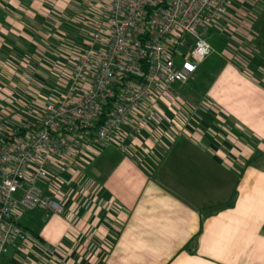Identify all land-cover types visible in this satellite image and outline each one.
Masks as SVG:
<instances>
[{"label": "crops", "instance_id": "crops-1", "mask_svg": "<svg viewBox=\"0 0 264 264\" xmlns=\"http://www.w3.org/2000/svg\"><path fill=\"white\" fill-rule=\"evenodd\" d=\"M226 24L206 103L158 95L125 154L102 149L90 185V159L67 174L64 214L20 226L31 239L0 264H264V0H238ZM98 25L77 0H0V137L59 101Z\"/></svg>", "mask_w": 264, "mask_h": 264}, {"label": "built area", "instance_id": "built-area-1", "mask_svg": "<svg viewBox=\"0 0 264 264\" xmlns=\"http://www.w3.org/2000/svg\"><path fill=\"white\" fill-rule=\"evenodd\" d=\"M237 1L109 0L105 23L77 52L59 101L47 102L31 126L0 137V260L31 239L18 223L21 212L62 216V176L103 144L116 141L125 151L127 136L157 118L158 90L196 79L213 52L208 33L226 29Z\"/></svg>", "mask_w": 264, "mask_h": 264}, {"label": "rangeland", "instance_id": "rangeland-1", "mask_svg": "<svg viewBox=\"0 0 264 264\" xmlns=\"http://www.w3.org/2000/svg\"><path fill=\"white\" fill-rule=\"evenodd\" d=\"M78 3H80V6L83 8V10H87L93 14L94 21L96 24L99 22V25H102L105 23V19L107 17V14L103 16L100 11L104 10L106 12V9L109 10L110 8V2L109 0H77ZM96 26V25H94ZM218 31L211 30L210 33H208L207 36V42L210 44L211 48L213 49V53L211 56L206 58L204 62L199 66V70L196 74V79L194 81L189 82L188 84L182 86L179 88L178 86H172L167 91L160 88L158 90V95H163L166 92L165 98L167 102H171L176 104V106H183L187 105L188 97L192 94V97H195L197 100L202 101L203 103H206L205 99V93L210 90L212 87L211 82L214 80V78L217 75L218 69L222 64L221 61V51L225 44V37L222 35L221 26H218ZM189 95V96H188ZM191 97V96H190ZM161 102V100H159ZM157 109H159L158 103H155ZM32 113H37L38 109L35 106H31ZM29 113V112H28ZM110 147L111 152L114 155H121L125 154V151H120L118 148V144L116 141H113L111 143L103 144L99 146L96 151L94 152L93 156L90 157V160L87 163V166L83 165V171L85 174V179L87 183L90 185L89 182L91 180L96 181L93 178L92 173L93 172V164H95L101 155L102 149L104 150L106 147ZM67 175L62 176L61 180L64 184H68L69 181L66 178ZM84 178V176H83ZM82 179V178H81ZM75 180L73 179L72 182ZM87 183L85 185H87ZM73 183H69L71 185ZM75 184H80V181L78 183L75 182ZM57 190L62 192L65 191V186H56ZM61 201V199H60ZM49 219V216L45 215L42 211L34 210V211H24L20 213L19 218V225L23 228H25L29 232H37L35 229L37 227L41 226L42 222H46ZM10 257V255H3L2 258Z\"/></svg>", "mask_w": 264, "mask_h": 264}]
</instances>
